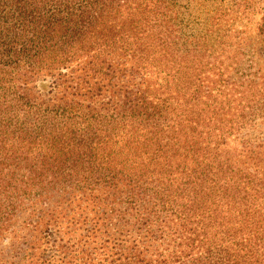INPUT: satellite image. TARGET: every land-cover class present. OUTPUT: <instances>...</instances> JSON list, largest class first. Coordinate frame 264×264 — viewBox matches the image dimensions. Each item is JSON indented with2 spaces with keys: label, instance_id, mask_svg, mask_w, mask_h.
<instances>
[{
  "label": "trees",
  "instance_id": "16d2710c",
  "mask_svg": "<svg viewBox=\"0 0 264 264\" xmlns=\"http://www.w3.org/2000/svg\"><path fill=\"white\" fill-rule=\"evenodd\" d=\"M189 1L0 0V264H264V103Z\"/></svg>",
  "mask_w": 264,
  "mask_h": 264
},
{
  "label": "rangeland",
  "instance_id": "374dc122",
  "mask_svg": "<svg viewBox=\"0 0 264 264\" xmlns=\"http://www.w3.org/2000/svg\"><path fill=\"white\" fill-rule=\"evenodd\" d=\"M226 1L230 5L224 4L227 8L224 13H204L203 8L193 10L196 0H190L189 10L181 15L188 17L191 14L193 18L201 19L212 17L224 29H229L238 36V39L231 38L232 41L229 42L235 63L225 62L229 67L225 71V80L244 86L251 84L259 101L264 103V0H238L239 4L233 7L231 1ZM193 28H200V23L197 22V27ZM257 124L264 128V121L258 120Z\"/></svg>",
  "mask_w": 264,
  "mask_h": 264
}]
</instances>
